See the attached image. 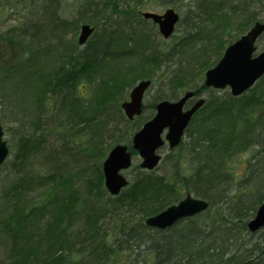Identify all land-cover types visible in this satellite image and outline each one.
<instances>
[{"label":"trees","instance_id":"obj_1","mask_svg":"<svg viewBox=\"0 0 264 264\" xmlns=\"http://www.w3.org/2000/svg\"><path fill=\"white\" fill-rule=\"evenodd\" d=\"M14 1L27 7L31 0ZM200 6L207 9L205 17L213 22L215 16L224 13L222 7H216L210 0H201ZM54 10L51 6L44 10L47 21H55ZM225 15L228 14L225 12ZM39 17H44L42 12L24 30L31 31L29 34L37 41L44 19L39 20ZM226 21L228 25L231 18L226 17ZM134 26L137 25L131 23V27ZM145 35L149 40L150 36ZM104 38L99 36L94 45L86 47L83 58L77 61L86 79L95 85V93L89 100L91 106L97 100L95 108L99 115L108 112L113 106L112 100L117 102L116 98L125 94L137 80L154 78L152 74L161 67L164 55L144 53L145 45L131 49L118 42L111 48L112 41ZM103 41L108 47L98 45ZM193 42L185 39L181 48L173 47L168 53L177 50L192 58L189 47ZM12 46L8 44L5 51H11ZM29 46L21 44L24 50H29ZM195 52L194 55L198 54ZM36 54L23 58L19 71H7L11 75L18 73L19 83L23 80L26 85L36 81L30 85L36 92L30 103H34L37 113L40 115L51 107L49 92L56 95L61 107L70 105L72 112L79 113L84 108L83 101L72 95L77 83L60 78L61 72H66L64 64L52 59L51 64L46 63V70H42L44 67ZM51 56L63 58L64 55L52 51ZM31 66L32 71L22 69ZM8 77V72L0 75L3 86ZM249 93L228 101L214 100L215 103L212 101L202 109L205 114L199 126L194 127L193 146L184 149L185 152L180 151V146L176 159H169L177 165L174 173L161 176L145 172L134 178L130 188L121 195L108 197L111 204L137 207L138 218L129 214L121 224L111 225L110 221L103 220L108 217L104 208L97 212L99 216L93 215L95 212L89 215L81 206L76 188L66 187L65 178H58L56 167L45 177L34 178L32 172H26L22 178H15L2 196L3 206L11 209L6 211L3 207L0 212L4 214L0 215L3 216L0 232L9 237L5 242L7 264H264V232L252 233L247 224L264 201V76ZM256 146L260 148L253 155L254 161L250 160L248 171L237 179L239 182L234 188L236 183L232 178L238 174L225 163L232 156ZM21 147L26 151L31 149L30 144V148L26 144ZM25 153L21 155L26 157ZM202 180L206 181L205 185H201ZM97 185L106 191L100 172ZM36 191H40L36 197L29 195ZM185 191L207 199L211 204L209 209L179 220L166 230L145 224L148 215L179 201ZM43 217L47 219L45 229L40 222ZM82 217L86 225L82 229H71L72 220ZM0 264L6 263L0 259Z\"/></svg>","mask_w":264,"mask_h":264},{"label":"rangeland","instance_id":"obj_2","mask_svg":"<svg viewBox=\"0 0 264 264\" xmlns=\"http://www.w3.org/2000/svg\"><path fill=\"white\" fill-rule=\"evenodd\" d=\"M37 1L36 7L17 9L15 8L17 3L14 0H0L1 63L9 61L11 58H13L14 64L19 62L17 56L18 54L14 55V50L12 48L9 52L5 51V48L11 43V41H13L11 38L15 37L17 33L23 32L26 28L25 25L29 24L30 20L37 18L40 12L43 13V10L36 11L37 7L40 5V1L41 3H44L43 8L44 6H47V8L50 6L52 8H57V4L61 3L59 4V12H55V15L59 16L60 19L63 17V19L68 22H72L74 19L73 26L69 27L67 32L64 31L60 38L61 40L66 39L70 40L73 44L75 43L78 46V52L80 49L85 47L80 46L77 42L81 25L84 22H88V20L89 22L91 21V23L95 24L92 20L99 18L101 14L98 13L94 16L89 13L85 14L82 18L86 21L82 20L78 16L85 10L96 9L98 7V2L96 1L98 0L94 2L92 0H57V4L55 3V0ZM102 1V7H104L107 1ZM200 1L201 0H174V2L170 4H168L166 0H155V2L152 0H145L144 2H138L137 0H123L118 2L122 5L121 8H127V6L137 10L144 8L157 13H162L166 8L171 6L174 7L180 14V22L175 30L176 34L169 40L165 39L153 25L154 28L152 32L155 36H153L154 45L152 47L160 48V54H164L162 56L163 61L161 67L156 69L152 74L155 76V79L153 80L151 88L144 97L145 106L142 115L137 116L132 120L127 119L124 110H122L119 105L120 100L122 101L127 94H120L121 96L119 95L116 98V100L118 99L116 103H114L115 100H112V103H114L113 106L111 105L112 108L108 112H102L99 115V111L91 106L89 100L90 93L91 95L95 93L94 84L91 82H89V84L86 83L84 90H82V88H77L76 90L73 89L75 90L72 93L74 97L79 95L87 97L85 95H88L89 100L88 103L87 101L84 102V104L86 103L85 105L87 108L83 111H78L79 113L72 112V109L69 107L72 112V117H74V121L69 118L71 116L63 112L64 109H59L60 105H57V103L53 104L52 110L51 107H49L48 111L46 110L39 115V113H37L38 110L34 108V103H30L32 99L36 97V93L33 91V86H28L27 90L29 94L25 96L23 88V85H25L24 81L19 83L18 78L15 79V77H13L8 80L10 82L8 85L3 86L2 83H0L2 85L0 86V123L4 127L3 137L6 139L8 146L10 147L9 156L0 167V212L3 207L6 211H10V206H3L2 204L3 190L12 184L15 178H22V172H25V166L30 164L34 172L33 177L40 178L52 170V168L49 167L51 163L55 160H59L60 164L56 166L61 170L58 174V178L62 179L61 176L65 178L64 180L67 188L69 186L76 188V191L79 193L81 199V206L85 212L89 213V215H92L95 212L93 215L99 216L97 212L103 211L104 208L107 211L108 217L103 218V220L110 221L111 225L114 223L121 224L122 219L129 214H134L135 218L139 217V210L137 207L129 208L126 205H115L109 202V195L107 192L103 189L100 190L97 185L98 173L101 171L103 158L107 155L106 153H108L111 147L117 142L131 144L132 136L135 132L143 126L145 121L153 117L156 112V108H154L155 102L157 101L156 99L163 98V96H170L173 98L179 97L182 92L181 90L184 91L188 88L195 89V87H199V84L202 85L204 75L201 71V63L198 61L205 60L206 58L215 59V52L209 47L212 40H207V26L203 25L204 22L208 25L214 23H211L210 20L206 21L207 19L205 17L204 10L198 5ZM8 2H11L14 6L9 7ZM230 2L232 4L225 5L224 11L232 15V18L235 20L237 19L241 22L244 18V21L247 22L248 17L246 14L249 10L253 11V15H255V17L264 19V0H230ZM243 10L245 11L244 16H242ZM85 12L87 13L88 11ZM111 15V24H114L115 26L121 24L118 12L115 14L111 13ZM22 17L26 18V22L22 21ZM46 17L48 16L45 15L44 17H39V20ZM141 23L143 24L142 21ZM97 24L98 30L95 35L93 34V37L89 41L90 43H95V38L100 35V31L104 27L103 24H105V22L100 19ZM193 24H195L194 27L190 29V26ZM127 25L124 27L126 28ZM47 26L51 28L52 25L48 23ZM197 28L200 30L199 34H201L198 36L196 41L193 42V46L189 47L190 49L198 52L196 58H185L181 51L168 53L170 49H172L175 42L179 43L182 36L186 35L189 31L193 32V30H196ZM48 30L49 28L45 27L43 33L47 34ZM62 30H64L63 27L60 31L55 30L54 34L61 35ZM44 34H42L41 37ZM235 34L236 31L232 29L228 34H221L220 36L225 42H228L234 38L232 36ZM22 36L29 42L30 37L26 34H23ZM119 38H122V36H119ZM119 38L109 32L103 40H110L116 44L124 41V39ZM51 39H47V42H49L50 45L52 42L55 43L56 41V39ZM57 41L60 42V39ZM217 41L218 38L214 40L213 45H215ZM144 43V41L136 40L132 44L133 47H137L139 45L142 47V44ZM18 47L21 48V44H19ZM263 47L264 35L261 36L257 49H261ZM202 48L205 49L202 50ZM19 53L21 55H19L20 57L26 56L24 50L22 51V49ZM16 76L18 77V74H16ZM83 79L85 81H89V79L85 78V74H83ZM229 93L230 87L228 86L225 89H215L214 91L206 89L201 93V95L206 98L212 97L211 99H208L209 101L207 104H210L218 97L223 99L229 98ZM204 114L205 112H201V114H198L197 117L193 119L190 133H195L194 129L199 126L198 124L201 122L200 119ZM99 140L100 142H98ZM23 144H30L31 148L35 147V149L32 154L24 157L23 162H21L18 158V149H22L21 145ZM95 144H101L99 151H93L92 145ZM187 144H189V146ZM193 144V139L188 136L187 139L185 138V144L181 147L180 151H184V149L193 146ZM259 148L260 146H256L255 148L250 147V149L243 150L240 154L232 156L231 159L225 163L226 167H232L230 169L234 170V174H238L232 178V180L236 183L234 188L237 187V183L239 182L237 179H240L242 175L248 171L249 162L250 160L251 162L254 161L253 155L256 154V150ZM179 149L180 148L170 151L167 145L162 147L161 152L163 153V159L160 162L161 164L152 174L167 176L168 173H174L177 169V165H173L170 160L174 161L176 159ZM171 157L173 158L170 159ZM141 161V156L139 154H135L132 160V167L124 171L130 181L134 180V178L140 174L142 170L140 167ZM205 184L206 181L202 180L201 185ZM39 192L40 191L30 192L29 195L36 197ZM184 194H182V196ZM0 215L4 216L2 213H0ZM3 216H0V219ZM46 220V217H43L40 221L44 229L46 228ZM72 221L73 223L71 229H82L86 225L84 217L81 219H73ZM8 238V235L0 232V259L6 264L8 263V259L4 257L7 248V246H5V242ZM144 255H146V253H144Z\"/></svg>","mask_w":264,"mask_h":264},{"label":"water","instance_id":"obj_3","mask_svg":"<svg viewBox=\"0 0 264 264\" xmlns=\"http://www.w3.org/2000/svg\"><path fill=\"white\" fill-rule=\"evenodd\" d=\"M145 16L148 18L152 17L154 21L158 22L161 32L166 37L171 35L174 24L178 21V14L171 8L163 15L149 12L145 13ZM92 31L93 29L88 24H85L82 28L80 43H84ZM263 31L264 23L258 21L246 35L241 36L236 43L230 45L227 48L226 55L220 60L216 68L207 71L206 83L216 87H225L231 84L233 94H239L250 87L264 73V52H261L255 58L251 57L254 50V42ZM149 84V80L141 81L132 90L130 94L131 101L123 103V108L129 118L142 112V97ZM192 95L193 92L188 91L185 93V97L174 103L163 100L156 106L158 112L153 117V120L147 122L143 129L135 134L133 138L134 147L138 149L143 157V167L154 168L158 164L161 156L157 154L156 149L164 144L161 138L164 127H168L169 132L166 138L170 141L171 147L176 146L180 142V138L192 114L203 103V100H199L193 108L184 112L183 105ZM2 133V126H0V164L8 152L6 142L2 141ZM103 165L106 187L112 194L118 193L123 188V185L127 183V179L119 171L131 165V153L127 151V146L118 145L113 148ZM208 206L209 204L206 200L195 198L189 193L179 203L169 205L165 210L148 217L146 222L157 228L169 227V225L178 221L179 218L199 213L208 208ZM248 225L252 231L264 227V204L259 207L256 216L248 222Z\"/></svg>","mask_w":264,"mask_h":264}]
</instances>
